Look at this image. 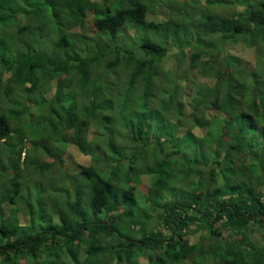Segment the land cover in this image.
Wrapping results in <instances>:
<instances>
[{
    "label": "trees",
    "instance_id": "1",
    "mask_svg": "<svg viewBox=\"0 0 264 264\" xmlns=\"http://www.w3.org/2000/svg\"><path fill=\"white\" fill-rule=\"evenodd\" d=\"M109 1L0 0V264H264V188L250 179L264 165V0L203 1L227 16L195 2L180 22L165 0L163 23L142 0ZM128 27L132 49L114 41ZM218 51L215 69L204 58ZM211 69L217 84L197 88L192 72ZM68 144L91 163L63 170Z\"/></svg>",
    "mask_w": 264,
    "mask_h": 264
},
{
    "label": "rangeland",
    "instance_id": "2",
    "mask_svg": "<svg viewBox=\"0 0 264 264\" xmlns=\"http://www.w3.org/2000/svg\"><path fill=\"white\" fill-rule=\"evenodd\" d=\"M111 1V0H110ZM109 1V2H110ZM162 1V2H161ZM172 1V0H171ZM204 0H176V1H173L177 4H175L174 6H177L180 8L179 9H173L172 11H170V9L168 7H173V5L171 4H168L167 5V8L169 9V11L171 12V15L170 17L172 18L173 21H176V22H180L183 20L184 18V13H185V10L187 12H189L190 10L193 9V4L196 2V4L199 2L200 4H197V6L195 7L197 11H199L200 9H204L205 11H209V12H212V13H217V14H221V15H228L229 12H231L233 9H234V6H229L228 7H221V5H211V4H207L208 6L210 7H204V4L203 3ZM206 1V0H205ZM142 2H144L146 5L150 6L151 10L150 12H148V18L149 19H152L155 23H163L164 21H156L157 19H162L166 17V13L163 11L162 12V7H165L166 8V1L165 0H142ZM55 6V5H54ZM210 8V9H208ZM62 6L61 5H56L53 10L54 12L56 13H59L61 10H62ZM166 11V9H165ZM181 12V13H180ZM195 23L194 22V31H195ZM214 27L211 25L210 27H208V31H211V30H214L213 29ZM146 30V33L150 36V34L153 32V31H157L156 29H152V28H149V29H144L143 28V31ZM164 32H166L165 30H169V28L167 27V25L164 27ZM145 34V33H143ZM142 34V35H143ZM87 35H90V34H87ZM138 33L135 29H130L129 27L124 29L123 32H121L118 37L115 38L114 41H116L118 44L120 45H123V46H127V47H130L131 49L133 47H135V43L138 45V42L136 41L137 37H138ZM141 35V36H142ZM159 35H161V33L159 32ZM247 34H241L239 39L240 40H245L247 39L248 37H246ZM97 37L101 38L100 36L98 35H95V34H91L89 36V38L91 40H95L97 39ZM158 38H161V36H158ZM152 40L154 41H157V39L154 37L151 38ZM131 45V46H130ZM82 46L84 48V44L82 43ZM233 48H231V50L236 53V55L238 57H240L243 61L246 59L247 61H249L252 65H256L255 64V59H258V55H255V53H253V51L251 49H248L247 47H245L244 45L242 44H237V45H234L232 46ZM190 52V51H189ZM212 52V51H211ZM216 52H214L215 54ZM262 53V51H261ZM211 55H207L204 60H210L211 63L214 65L215 69L216 68H221V64H222V60H224V57H223V53H221V51H218L216 53V57L215 58H212L210 57ZM249 57V58H248ZM262 57V55H261ZM261 57H260V61L261 60ZM177 56H174V55H171L170 54V58L168 59V64H166L167 67L169 68H174L177 64H180L179 67H176V70L171 74V80H173V82H181V84H184L185 82L183 80H181V74H182V71L185 69L183 66H181V63L179 62V59H176ZM181 58V57H179ZM219 62V63H218ZM259 62V60H258ZM251 64L249 63H246V65L248 67H251ZM262 65L259 63L257 64V67H261ZM181 67V68H180ZM260 69V68H259ZM121 70V69H120ZM198 70L200 71V73H202V67L198 68ZM213 69H211V72L208 73V75L206 76H200L199 74H197L196 72H192V77H194V81L196 83V86L197 88H205V86H210L211 88L215 86L216 83V78L213 76ZM120 77L122 78L121 79V83H120V87L115 89V94L120 92V88L121 87H124L125 86V78L124 76L125 75H128V71L124 73H119ZM243 76H245L243 74ZM52 86H54V81L51 83ZM218 87H220V93H219V97H220V100L222 99L223 100V96H224V93H226V89H227V84L225 82H221L220 85H218ZM54 93L53 89H51L49 92H48V96H51L52 94ZM85 94L87 92H84ZM89 93V92H88ZM15 96L17 97V94L15 93ZM33 99L35 98L34 96L32 97ZM114 102L118 103V101L120 100L119 96L118 97H114L113 98ZM4 106H6L8 104V100H6L5 102H3ZM163 104V103H162ZM27 105H30L29 103H27ZM168 107H161L160 108V112L161 113H167L169 112V110L173 107H171L169 104H167ZM190 107L187 106L186 107V110H188ZM19 109V108H18ZM18 109H15L13 112L11 113H18L19 111H17ZM4 111H6V113H8L9 111H7V109H5ZM43 111H39V114L42 113ZM165 115V114H164ZM189 120V119H188ZM10 121H13V120H10ZM11 123H14V122H11ZM212 126V125H211ZM200 133V132H199ZM126 139V138H125ZM28 141H26L24 143V148L25 150H31L32 148H34V145H33V139H28ZM130 143V142H129ZM23 157V154H21ZM67 156L68 160L64 161L65 164H63V170H65L67 172V168L69 167H75L77 165L78 162H81L82 164L84 165H89L91 163L90 159L81 155L78 150L76 149L75 146L71 145V144H68L67 147H66V152L64 154V157ZM70 156V157H68ZM42 157V156H41ZM250 164V161L248 160H245V163L244 165H248ZM69 166V167H68ZM108 167V166H107ZM167 168V167H165ZM263 169H264V165H263ZM263 169L261 168L260 164H257V165H254L253 168L250 170V179H252L253 181V185L256 186L257 183H259L261 185V187L259 188H264V171ZM180 171V170H179ZM178 171V173H179ZM246 174V173H245ZM176 175H177V171L172 175L171 180H176ZM237 176L239 177V174H237ZM148 177H144V179H142V186L145 185L142 189V186L137 190V193L139 196H142V194H145L146 191L149 192V185H148V181H149V178L147 179ZM241 178V177H240ZM246 182H249L248 179H246ZM244 180V182H245ZM170 182V185L169 186H172L170 189H168L166 191V194L167 196H173V200H180V199H176L174 197L175 195V191L173 189V186H174V182ZM183 189V188H182ZM165 193V192H164ZM147 194V193H146ZM145 194V195H146ZM183 197H190V194H184ZM142 201L140 203H143L145 198L143 197L141 199ZM156 200V199H155ZM188 203H191L192 201H190L189 199L187 200ZM138 210V209H137ZM147 222V220H146ZM196 229V227H195ZM199 235H200V231L198 233H196V235H190L189 236V239L191 238V241H194V240H198L199 239ZM256 238L257 240L259 241L258 242V245H261V243L263 242L261 240V236L260 238L259 237H255V240L253 241H256ZM254 239V238H253ZM40 259V258H39ZM21 261H25L23 259H20ZM41 262H37V263H34V262H31V264H40Z\"/></svg>",
    "mask_w": 264,
    "mask_h": 264
}]
</instances>
